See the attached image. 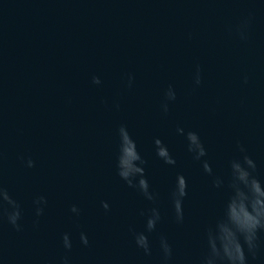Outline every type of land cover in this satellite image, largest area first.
I'll return each instance as SVG.
<instances>
[{
	"label": "water",
	"instance_id": "95a60500",
	"mask_svg": "<svg viewBox=\"0 0 264 264\" xmlns=\"http://www.w3.org/2000/svg\"><path fill=\"white\" fill-rule=\"evenodd\" d=\"M122 126L154 202L118 175ZM188 132L207 152L199 161ZM156 139L175 166L157 157ZM245 156L264 182V0H0V186L21 211L17 231L11 207L0 210V264H164L162 238L169 264H201L232 195L231 163ZM179 174L183 223L172 199ZM153 208L161 220L148 232ZM245 254L264 264V233L255 257Z\"/></svg>",
	"mask_w": 264,
	"mask_h": 264
},
{
	"label": "clouds",
	"instance_id": "9594fccd",
	"mask_svg": "<svg viewBox=\"0 0 264 264\" xmlns=\"http://www.w3.org/2000/svg\"><path fill=\"white\" fill-rule=\"evenodd\" d=\"M93 83L99 85L101 83L98 77H93ZM195 83H201L199 70L197 72ZM167 99L174 101L176 94L171 88L167 93ZM165 113L168 111L167 103L163 105ZM181 135H185L183 129H178ZM120 133V150L117 159V169L119 177L127 183L130 188L138 189L145 199L155 201V196L150 190V184L146 179L145 168L146 161L140 155L136 142L132 139L126 127L122 126L119 129ZM188 141V150L194 155V158L199 161L207 155L203 143L199 135L195 132L186 134ZM156 155L165 164L175 166L176 160L173 158L167 145L160 139L154 141ZM244 151L241 146L240 149ZM29 168L35 167L32 160L27 162ZM204 171L211 175L212 168L205 162L203 164ZM232 169V195L227 204L224 218L218 222L216 228L209 229L207 233L208 253L203 258L201 264H248V258L245 254V246L248 253L255 257L257 250L260 247V235L264 233V182L256 175L255 162L248 156L244 157L243 163L234 160L231 163ZM216 187H220V182L217 181ZM187 179L184 175L179 174L176 177L175 188L172 193L173 207L175 211L177 223H183V201L187 197ZM7 204L11 207V211L7 212L8 223L11 224L17 231L21 230L19 221L21 220V211L19 205L11 198L8 192L0 186V210H3V205ZM37 207V216L43 215V208L39 205L47 204L45 198L41 197L35 202ZM243 206L246 209V214L241 216L238 209ZM105 210L109 209L107 203L103 204ZM73 213H78L79 209L73 206ZM161 220V215L158 208L151 209V214L147 219L146 228L148 232H153L157 224ZM64 247L71 250L72 244L67 235L63 238ZM82 243L87 246L89 241L87 236L81 234ZM135 242L138 248L142 249L146 255H151V246L148 237L144 233L136 234ZM163 250L164 264H169L172 259V248L166 239L161 240ZM63 264H68L67 259Z\"/></svg>",
	"mask_w": 264,
	"mask_h": 264
}]
</instances>
